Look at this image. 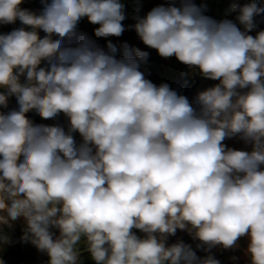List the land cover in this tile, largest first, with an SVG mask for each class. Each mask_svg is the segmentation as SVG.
Returning a JSON list of instances; mask_svg holds the SVG:
<instances>
[{"label": "clouds", "instance_id": "clouds-1", "mask_svg": "<svg viewBox=\"0 0 264 264\" xmlns=\"http://www.w3.org/2000/svg\"><path fill=\"white\" fill-rule=\"evenodd\" d=\"M23 2L0 0V25H22L0 34V109L17 105L0 111V225L22 218L20 241L48 264H82V244L94 264H220L211 249L241 237L264 264V30L248 34L264 7L231 6L243 30L193 0L135 18L144 45L218 81L190 102L145 78L147 51L125 44L118 58L78 31L86 17L95 37H120L121 0H41L38 14ZM177 230L208 254L169 245Z\"/></svg>", "mask_w": 264, "mask_h": 264}, {"label": "trees", "instance_id": "trees-1", "mask_svg": "<svg viewBox=\"0 0 264 264\" xmlns=\"http://www.w3.org/2000/svg\"><path fill=\"white\" fill-rule=\"evenodd\" d=\"M25 1V0H24ZM27 2H23L20 7L28 9V6L35 7L36 6V0H26ZM29 10V9H28ZM32 11V10H30ZM33 12L37 13L33 10ZM22 27L20 22L17 20L15 24H8L3 25V27L0 29L1 33H8L11 32L13 29ZM41 35H43L41 33ZM106 50V49H105ZM15 103V99L12 101V105ZM10 105V104H9ZM5 109H0V111H4ZM7 111V109H6ZM29 118H33V116L37 115L35 113L29 112L26 114ZM51 120H44L43 124H49ZM75 138H79V134H74ZM24 226L25 222L23 223ZM7 232L11 243L8 244H0V261L3 262V264H48V257L45 253H42L40 251H36L35 254L36 257L34 259H31L28 252L22 249V245L19 242V229H17L15 222H12L11 228H8L4 225H1V230ZM139 235V233H138ZM185 243L192 245L193 249L196 250L197 255L199 257H204L208 253H204L202 249H196L194 245L189 241V238L187 237L184 240ZM81 254H80V260L82 261V264H94V262L90 258V254L88 251L84 248V245L81 246ZM213 249H211V254L214 255V257L220 262V264H230L232 261L233 254H227V253H213ZM221 252V251H219Z\"/></svg>", "mask_w": 264, "mask_h": 264}, {"label": "rangeland", "instance_id": "rangeland-1", "mask_svg": "<svg viewBox=\"0 0 264 264\" xmlns=\"http://www.w3.org/2000/svg\"><path fill=\"white\" fill-rule=\"evenodd\" d=\"M27 8L29 10H32V11L35 10L36 12L40 11L39 9H41L39 5L38 6L36 5V8L35 7H31V6H28ZM183 72H184V70H182V72H181V76H182L181 78H184L183 77ZM169 77H171V76H169ZM199 77H201V76L199 75ZM193 79H194L193 81L196 82L197 78L194 77ZM181 81H183V80H181ZM207 87H208V85L206 83L205 84L201 83L200 85L195 86V88H194V86H191L190 88L183 89V90H180V88H178V89H175V91H177V93L180 94V95L186 96L189 99L190 102H193L196 93L198 91H200V90H203V89L207 88ZM193 88H194V90H192ZM12 100H13V97H10L9 98V102H11ZM36 116H38V115H35V116H33V118H29V119L33 121ZM66 124L67 123L63 124L62 126H65ZM224 143L229 148H234V149H237V150H250L249 146L245 145L244 142L240 141L238 138L226 139L224 141ZM22 220H23L22 218L18 219V222L16 223V225L18 227L20 226V223H21ZM23 223H24V220H23ZM0 230H1V225H0ZM172 237H176V238L184 237L185 239L188 237L189 241L194 245V247H196V244L199 243V241L192 240V238L190 237V235L187 232L181 231V230H177L176 234L174 236H172ZM247 245H248L247 238L246 237H241L237 241V246L235 248H233V249H224L221 246H217V247L213 248V251H214L213 253H215V254H218V253L233 254L232 258L233 257H238V264H250L249 258H248L247 254H246ZM28 250L32 254V252L37 250V249L34 246L33 247L30 246ZM219 251H221V252H219ZM204 253H206V252L204 251ZM230 264H234L233 260L230 262Z\"/></svg>", "mask_w": 264, "mask_h": 264}]
</instances>
